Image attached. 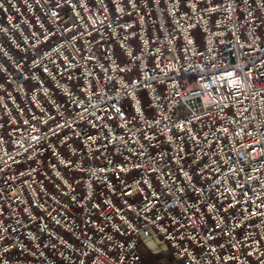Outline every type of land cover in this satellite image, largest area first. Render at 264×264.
<instances>
[{"label":"built area","instance_id":"2783aa9c","mask_svg":"<svg viewBox=\"0 0 264 264\" xmlns=\"http://www.w3.org/2000/svg\"><path fill=\"white\" fill-rule=\"evenodd\" d=\"M141 246L264 264V0H0V264Z\"/></svg>","mask_w":264,"mask_h":264},{"label":"rangeland","instance_id":"374dc122","mask_svg":"<svg viewBox=\"0 0 264 264\" xmlns=\"http://www.w3.org/2000/svg\"><path fill=\"white\" fill-rule=\"evenodd\" d=\"M195 34L198 36V43L202 44V33L200 31H196ZM147 103L148 101H145V104ZM139 252L143 259L142 264H175L170 256L165 254L155 255L144 246L139 248Z\"/></svg>","mask_w":264,"mask_h":264},{"label":"bare ground","instance_id":"6f19581e","mask_svg":"<svg viewBox=\"0 0 264 264\" xmlns=\"http://www.w3.org/2000/svg\"><path fill=\"white\" fill-rule=\"evenodd\" d=\"M149 245L152 247V248H156V244L154 242H149Z\"/></svg>","mask_w":264,"mask_h":264}]
</instances>
